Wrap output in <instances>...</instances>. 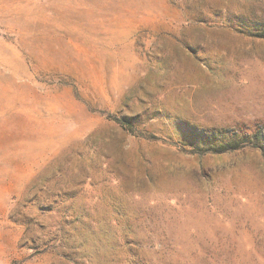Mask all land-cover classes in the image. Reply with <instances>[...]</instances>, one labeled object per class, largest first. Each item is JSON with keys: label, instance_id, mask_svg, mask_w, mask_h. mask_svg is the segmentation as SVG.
Masks as SVG:
<instances>
[{"label": "rangeland", "instance_id": "374dc122", "mask_svg": "<svg viewBox=\"0 0 264 264\" xmlns=\"http://www.w3.org/2000/svg\"><path fill=\"white\" fill-rule=\"evenodd\" d=\"M0 264H264V0H0Z\"/></svg>", "mask_w": 264, "mask_h": 264}]
</instances>
